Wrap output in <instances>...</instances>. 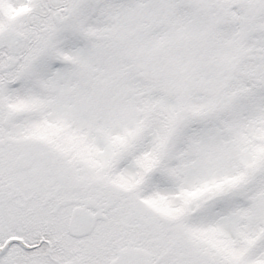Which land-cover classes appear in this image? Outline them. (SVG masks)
Masks as SVG:
<instances>
[{
  "label": "snow or ice",
  "instance_id": "6c2138e0",
  "mask_svg": "<svg viewBox=\"0 0 264 264\" xmlns=\"http://www.w3.org/2000/svg\"><path fill=\"white\" fill-rule=\"evenodd\" d=\"M0 264H264V0H0Z\"/></svg>",
  "mask_w": 264,
  "mask_h": 264
}]
</instances>
